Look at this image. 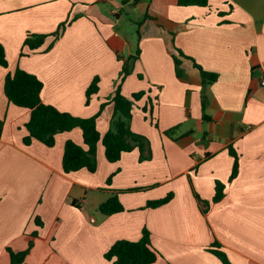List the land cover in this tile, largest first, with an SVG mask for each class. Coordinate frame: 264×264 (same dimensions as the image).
<instances>
[{"label": "crops", "instance_id": "1", "mask_svg": "<svg viewBox=\"0 0 264 264\" xmlns=\"http://www.w3.org/2000/svg\"><path fill=\"white\" fill-rule=\"evenodd\" d=\"M125 10L138 20L122 33ZM28 34L49 37L32 51L23 46ZM0 44L8 61L7 69L0 66V264H11L8 249L23 252L31 244L27 264H113L105 253L119 240L138 241L145 227L161 254L154 264H223L210 252L215 241L232 264H264V0H209L207 7L179 0H0ZM138 49L121 91L145 93L131 128L150 140L151 161L140 162L135 150L110 163L100 142L96 172L65 173V143L84 146L81 129L58 134L53 147L24 143L31 111L9 102L7 73L36 75L44 83L42 101L77 117L95 116L105 104L97 121L104 136L124 59ZM174 49L218 80L204 85L183 56L179 78ZM96 77L99 92L87 105ZM230 149L239 161L232 182ZM217 181L225 195L213 203ZM170 193L169 203L147 208ZM114 195L124 211L102 214L99 207Z\"/></svg>", "mask_w": 264, "mask_h": 264}, {"label": "trees", "instance_id": "2", "mask_svg": "<svg viewBox=\"0 0 264 264\" xmlns=\"http://www.w3.org/2000/svg\"><path fill=\"white\" fill-rule=\"evenodd\" d=\"M180 6L197 5L207 7L209 0H179ZM150 17L146 15L139 23L143 25ZM71 22L61 24L58 31L54 34L56 39L60 38L65 29ZM49 35L28 34L23 46L30 50H39L45 43ZM52 48V44L45 52ZM172 55L175 61L177 75L182 78L180 73L181 56L186 57L180 50L174 49ZM20 56H25L22 51ZM140 57V49L135 55L129 56L127 62L124 63L122 69V81L131 73L135 62ZM193 62V66L197 69L202 78V83L212 84L218 80L216 73L205 71L193 59L188 58ZM0 66L7 69L8 61L6 58L5 49L0 44ZM5 95L12 104L29 109L31 111L30 119L25 127L28 135L24 139L26 145H30L33 140L40 141L47 147H53L56 142V136L60 133L70 132L76 128L81 129L83 133L84 146H80L75 142L68 140L65 143L63 155V170L65 173L77 172L82 169H87L94 173L97 171V147L101 142L105 148L106 159L110 163H116L121 160L125 153H130L137 150L139 152L140 162L151 161L153 159V150L150 140L141 134L135 133L131 128L133 118V108L145 95L144 92L133 94L131 97H126L119 86L112 97L114 103L115 114L111 121L109 131L101 136L97 120L105 107L102 104L100 112L89 118L74 116L68 112H62L52 105L45 104L42 101V91L44 83L34 74L28 73L20 68H17L14 73H7L5 77ZM99 92V78L96 77L86 91V104L89 105L93 95ZM206 104L203 103V111L205 112ZM146 110V109H145ZM206 118V115L204 114ZM155 126L157 124L155 123ZM3 130V122L0 121V136ZM175 129L166 132L167 135L172 134ZM231 155L235 158L230 182H232L239 173V161L233 149H230ZM114 175L110 176L107 184L112 183ZM131 191V190H130ZM225 184L217 181L216 193L212 200L213 203L220 202L225 193ZM195 196L200 204L210 205V202L203 201L196 193ZM172 193L166 197L149 201L147 208H158L173 199ZM99 211L104 215H113L124 211V207L118 197L114 195L107 202L99 207ZM37 223L42 226V223L36 219ZM35 235H37L35 233ZM32 247L23 252H14L8 249L11 258V264H27L26 258ZM210 252L217 256L223 264H232L227 254L221 249V245L215 241L210 249ZM161 254L153 247L151 243V233L148 228L142 230L141 238L138 241L119 240L105 253V259L113 264H154Z\"/></svg>", "mask_w": 264, "mask_h": 264}, {"label": "rangeland", "instance_id": "3", "mask_svg": "<svg viewBox=\"0 0 264 264\" xmlns=\"http://www.w3.org/2000/svg\"><path fill=\"white\" fill-rule=\"evenodd\" d=\"M126 11V12H125ZM125 11H123V13H122V21H121V23H120V27H119V30L122 32V33H124V32H126V28H127V26H128V23H130V20H133L134 22H137V18H138V16H137V13H130V11H128V10H125ZM139 24V23H138ZM130 26H132V27H134L135 29H137L138 27L137 26H135L134 24H131ZM125 62H127V58H125L124 59V62H123V65H124V63ZM122 69H123V67H122ZM133 69H134V66H133V68H131V73L133 72ZM130 73V74H131ZM129 74V75H130ZM129 75H127L126 76V78L129 76ZM125 78V79H126ZM124 79V80H125ZM124 80L122 81V72H121V75H120V77L117 79V81H116V83H115V88H114V94H115V92H116V90H117V88L119 87V86H121V88H122V84H123V82H124ZM122 90V89H121ZM114 94H113V96H114ZM112 96V97H113ZM112 97L109 99L111 102H112ZM100 112V111H99ZM101 115V114H100ZM100 117V116H99ZM98 121V120H97Z\"/></svg>", "mask_w": 264, "mask_h": 264}, {"label": "built area", "instance_id": "4", "mask_svg": "<svg viewBox=\"0 0 264 264\" xmlns=\"http://www.w3.org/2000/svg\"><path fill=\"white\" fill-rule=\"evenodd\" d=\"M261 84L264 86V78L261 80Z\"/></svg>", "mask_w": 264, "mask_h": 264}]
</instances>
